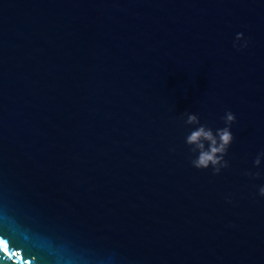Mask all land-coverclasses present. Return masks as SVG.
Returning <instances> with one entry per match:
<instances>
[{
  "label": "water",
  "instance_id": "1",
  "mask_svg": "<svg viewBox=\"0 0 264 264\" xmlns=\"http://www.w3.org/2000/svg\"><path fill=\"white\" fill-rule=\"evenodd\" d=\"M261 153L264 0H0V264H264Z\"/></svg>",
  "mask_w": 264,
  "mask_h": 264
},
{
  "label": "clouds",
  "instance_id": "2",
  "mask_svg": "<svg viewBox=\"0 0 264 264\" xmlns=\"http://www.w3.org/2000/svg\"><path fill=\"white\" fill-rule=\"evenodd\" d=\"M242 34L236 35L233 47H237V41H241ZM248 42L244 41L239 48L247 47ZM185 125L194 126L193 130L185 137V144L189 146L191 153L196 154V158L191 160L192 167L196 169H208L211 167L212 173L219 174L221 169L227 168L228 161L224 159L230 144L233 141V135L230 131V125L234 122L235 116L231 112H226L223 120L226 125L213 131L211 128L203 125L199 121V117L195 114H186ZM261 153L254 160V165L261 163ZM253 175L252 173H246ZM255 175H259L256 173ZM259 195L264 196V186L259 188Z\"/></svg>",
  "mask_w": 264,
  "mask_h": 264
}]
</instances>
